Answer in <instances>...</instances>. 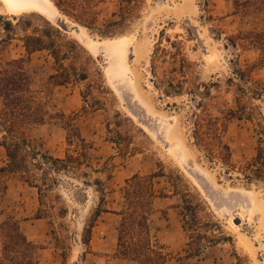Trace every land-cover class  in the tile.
<instances>
[{"label": "rangeland", "instance_id": "1", "mask_svg": "<svg viewBox=\"0 0 264 264\" xmlns=\"http://www.w3.org/2000/svg\"><path fill=\"white\" fill-rule=\"evenodd\" d=\"M49 1L60 15L54 20L51 16L57 14L43 11L35 0H0V58L23 57L31 87L48 112L70 115L71 125L92 146L87 150L92 165L107 167L92 175L103 181V191L61 175L48 192L50 213L36 219L40 206L36 188L9 174L0 197V222L11 217L19 224L36 245L33 257L40 264H137L115 254L118 215L100 213L89 248L80 242L81 228L98 204L107 210L121 207L125 179L135 173L153 174L156 195L150 233L166 253L164 264H264V184L246 185L235 173L230 178L219 162L208 161L190 136L199 105L206 113L223 117L241 102L252 112L251 118L236 114L223 118L220 136L236 166L255 155L256 121L260 119L264 126V65L249 69L245 79L238 80L233 68L252 65L258 52L249 45L233 49L228 38L239 30L264 27V11L244 10L233 0H138L119 21L121 0H64V10ZM6 21L13 31L4 29ZM45 21L53 27L59 22L69 26L63 35L90 57L81 61L86 80L56 85L48 79L55 67L49 52L25 53L22 37L44 27ZM182 79L179 92L164 93L167 81ZM94 83L103 88H92L84 101L81 93ZM240 87L246 90L244 95ZM93 98L100 101L95 107L90 103ZM67 119L28 126L25 135L31 146L62 157ZM109 129L120 136L116 138ZM5 161L0 146V167ZM187 199L201 205L197 239H191L190 230L183 227L182 206ZM53 228H58L60 241Z\"/></svg>", "mask_w": 264, "mask_h": 264}, {"label": "trees", "instance_id": "2", "mask_svg": "<svg viewBox=\"0 0 264 264\" xmlns=\"http://www.w3.org/2000/svg\"><path fill=\"white\" fill-rule=\"evenodd\" d=\"M53 1L55 7L64 10V0ZM92 1L87 0L88 3ZM137 2L138 0H121L119 21L124 20L134 10ZM233 2L244 10L252 7L264 11V0H233ZM67 8L71 7L67 5ZM4 24V29L7 32L14 30L10 21H6ZM62 31L65 30L59 26L53 27L45 21L44 27H36L33 33L22 37L21 40L27 55L35 51L47 50L55 66L54 72L48 76V79L56 85L67 86L87 79V72L81 61L89 60L90 57L89 55L85 56L86 51L83 47L75 40L67 39ZM228 40L233 49L249 45L258 52L257 59L252 65L243 69L237 65L233 68L238 80H244L249 69L264 65V27L246 31L239 30ZM180 65L182 72L185 68L183 59ZM232 79V77L228 78L230 82H233ZM183 81L184 79L177 83L167 81L164 93L168 95L171 90L179 92L183 87ZM92 88L102 89L103 87L97 83L86 86L85 92L81 93L84 101L92 93ZM239 90L241 95L246 93L242 87ZM253 93L258 94V91L254 90ZM99 102L98 99L93 98L90 103L94 104L92 107H95ZM199 106V111L194 113L190 133L194 146L203 151L211 163L219 162L222 171L230 178H233L231 176L235 173V177L246 185H251L255 181L264 184V126L260 119L256 121L259 136L255 155L244 161L242 165L236 166L231 161L229 146L222 141L220 136V132L225 127L222 119L232 118L236 115L251 118L252 112L247 111L241 102L238 103L236 110H229L223 117L206 113L202 110L201 105ZM58 118H68L63 121V126L67 130V148L62 157H53L33 148L25 135V129L28 126L43 124L47 120ZM261 118L264 120V117ZM69 119H71L70 115L48 112L42 99L31 87V79L25 70L23 57L9 60L0 58V146L6 155V161L0 167V197L7 189L6 176L16 175L20 180L37 190L40 206L35 214L36 219L43 218L50 213L52 205L47 202L51 201L48 192L59 183L61 175L85 185L92 183L99 191H103V181L92 175L104 172L107 167L92 165L87 153V150L92 146L71 125ZM108 126L110 128V125ZM110 131L113 136H120L117 130L109 129ZM109 176L107 173L106 177ZM153 176V174L139 175L135 173L125 179L121 187L124 201L119 209L107 210L98 204L82 225L81 244L86 248L90 247L92 227L100 213L108 211L119 216L115 246V254L118 257L133 260L137 264H164L166 253L152 240L150 233L149 217L156 195L152 181ZM67 179L61 180L73 188L78 187L75 182H69ZM56 198L59 199V196ZM103 200L101 198L99 203ZM183 203L182 214L185 223L183 227L190 230L191 239H197L201 236V233L195 231L199 224L197 214L201 205L190 199ZM63 211L65 214V208H62ZM57 227L63 229L64 226L62 223H58ZM57 229L53 228V232L55 239L60 241L61 234ZM0 238L2 242L0 264H40L33 257L36 245L27 239L13 218L7 217L0 222Z\"/></svg>", "mask_w": 264, "mask_h": 264}, {"label": "bare ground", "instance_id": "3", "mask_svg": "<svg viewBox=\"0 0 264 264\" xmlns=\"http://www.w3.org/2000/svg\"><path fill=\"white\" fill-rule=\"evenodd\" d=\"M14 1H19V0H14ZM33 1V0H32ZM35 1H37V2H35V3H37V5L39 6V5H41L42 7H41V9L44 11H47L50 15H53V14H57L56 16H51V18L54 20V19H56V18H58L60 15L58 14V13H55V11H54V9H53V5H51V2L49 1V0H35ZM242 218V217H241ZM240 218V219H241ZM234 228V227H233ZM235 229H236V227H235ZM237 230H238V228H237ZM250 248H251V245H250ZM251 250V249H250Z\"/></svg>", "mask_w": 264, "mask_h": 264}, {"label": "water", "instance_id": "4", "mask_svg": "<svg viewBox=\"0 0 264 264\" xmlns=\"http://www.w3.org/2000/svg\"><path fill=\"white\" fill-rule=\"evenodd\" d=\"M58 25H59V27H61L65 31H67L69 29V26L66 25L65 23L59 22Z\"/></svg>", "mask_w": 264, "mask_h": 264}]
</instances>
